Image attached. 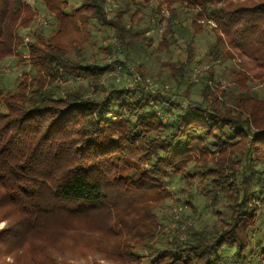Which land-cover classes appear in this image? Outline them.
Returning <instances> with one entry per match:
<instances>
[{"label": "trees", "instance_id": "16d2710c", "mask_svg": "<svg viewBox=\"0 0 264 264\" xmlns=\"http://www.w3.org/2000/svg\"><path fill=\"white\" fill-rule=\"evenodd\" d=\"M37 1L55 27L26 41L39 11L0 0V69L28 67L13 89L0 80V264H264V93L241 72L239 92L213 73L199 100L179 91L206 30L264 70V0ZM184 22L167 87L134 56L178 48ZM104 29L102 50L142 82H105L111 65L83 58ZM174 207L189 222L166 232Z\"/></svg>", "mask_w": 264, "mask_h": 264}, {"label": "rangeland", "instance_id": "374dc122", "mask_svg": "<svg viewBox=\"0 0 264 264\" xmlns=\"http://www.w3.org/2000/svg\"><path fill=\"white\" fill-rule=\"evenodd\" d=\"M28 2L39 11L40 16L32 27L21 30L22 35L26 37V41H30L36 36V33L39 32L41 26L44 27L45 34L49 35L55 26L52 25V21L48 18L45 6L37 0H28ZM109 2L110 9H113L116 1L109 0ZM143 22H141V24H143ZM154 27L155 30L153 32L156 34V39L160 41L165 29V23H157ZM176 36L179 40L178 48L172 47L170 50L163 52H157L155 49L148 52L140 51L139 53L136 52L134 56L135 61L143 65L148 78L161 77L163 84L166 83L167 87L172 86V80L169 79L170 67H168V65L176 63L185 56L187 42L191 37V32H189V27H187L186 22H184V31H178ZM106 46H108V29H104L101 32L95 31L93 43L87 47L83 57L89 62L95 60L100 65H103L105 62L111 65L110 74H106L104 81L108 82V79L113 78L116 83L126 86H132L134 82H142L140 76L133 80V76L129 74L133 72L135 73L133 70H137L136 64L130 65L127 61L126 68L123 69V65L116 63V61H118V55L114 50L109 55L102 50V48ZM217 51L215 36L210 30L204 31L195 38L196 60L187 73L185 83H182L179 86V91L190 89V99L194 101L199 100L201 84L207 81L210 73H213L217 86L220 88L228 87L232 91L239 92V86L241 85L236 79L238 78L237 74L241 72L247 74L250 78V81L247 83L248 85H251L255 91L264 93V70L257 65L256 62L250 60L245 55L240 54L238 51H233L234 57L230 54H226V51L224 50H222V52ZM224 54L226 56H224ZM117 66H121V70L118 67L119 76H117V73L115 72ZM27 70L28 67L26 65H18V59L15 57L6 60L0 69L1 84L7 83L9 87L13 89L20 80L22 73ZM149 83L152 85L154 84V82ZM71 85H81L86 87L88 85V80L84 77H78L74 80L71 79L70 81L63 83L64 88L67 86L71 87ZM175 207L172 210V214H170L171 211L164 210V214H168L170 217L167 221L162 222V227H164L166 232H169L171 229L170 227H174L176 224H183L185 226L189 222L183 218V214L180 211H177ZM161 221H163L162 217ZM3 225L4 223H1L0 228H2ZM70 261L73 264L85 263L83 259H78L76 256H71ZM99 262L100 264H117L106 260H100Z\"/></svg>", "mask_w": 264, "mask_h": 264}, {"label": "built area", "instance_id": "2783aa9c", "mask_svg": "<svg viewBox=\"0 0 264 264\" xmlns=\"http://www.w3.org/2000/svg\"><path fill=\"white\" fill-rule=\"evenodd\" d=\"M118 67L120 68L121 70V66H117L116 69H115V72L117 73V76H119V70H118ZM121 76V75H120Z\"/></svg>", "mask_w": 264, "mask_h": 264}]
</instances>
